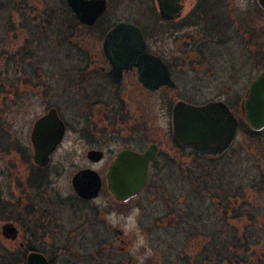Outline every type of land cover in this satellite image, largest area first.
I'll return each instance as SVG.
<instances>
[{
  "label": "flooded vegetation",
  "instance_id": "af4514ba",
  "mask_svg": "<svg viewBox=\"0 0 264 264\" xmlns=\"http://www.w3.org/2000/svg\"><path fill=\"white\" fill-rule=\"evenodd\" d=\"M6 1L7 3L5 2L3 5L4 14L7 11V19L3 21V38L6 39L7 33H10L15 42L20 45L15 52H5L4 56L7 62L14 64L19 76L22 78L26 75L30 76L31 88L39 89L38 95L41 100L45 101L47 109L46 112L34 119L31 126L29 133L31 147L28 150H30L32 162L29 164V172L24 180H19L17 183V189H19L17 200L11 202L0 198V209L17 210L19 214L21 211L34 214L32 219L21 225L25 228V235L22 239H20L21 229L15 223L5 221L4 217L2 219L5 221L4 224L11 223L15 226V238H6L0 228L3 239L16 243L14 250L26 251L25 262L30 252L42 253L44 251L42 248L44 244L39 238L48 237L54 208L50 197L46 194L47 188L51 185L47 169L51 163L52 154L60 146L67 131L72 130L93 145L85 153V157L91 165L100 164L105 160L107 153L102 149L105 142L122 141L123 145L110 159L104 179L96 169L89 166L77 170L95 171L100 178V189L97 196L84 199L77 196L72 188L73 202H78L85 207L88 204H93L99 197L104 184L106 190L111 194L112 200L114 199L119 207L130 205L135 198L142 194L160 193L158 198L162 200L163 208L166 210V221L163 228L174 230V228L180 227L189 233L188 236L195 237L196 240L200 238L201 249L206 246L208 251V264H264V247L262 246L264 206L249 208L247 212L246 200L242 196L246 190L242 185L232 186L225 180V175H217L216 170L213 169L209 184L200 189L207 195L208 201L205 206L196 203L193 197L189 198L190 201L182 200L181 191L179 194L174 191L171 195L168 184L158 179L159 175L157 174L166 165L169 154L177 153L182 149H190L194 155L208 162L222 159L234 150L233 144L236 135L240 128H243V124L246 125V122L242 111L243 99L239 104L242 117L239 119L233 104L228 100L219 99L193 104L190 101L177 98L178 84L174 75V67L164 52L155 49L153 39L165 41L167 36L175 37L177 40L191 44L194 49L199 51L210 45L219 46L230 41L251 44L258 41L259 36L256 27L253 28L250 25L249 15L238 6H234L232 4L234 0H179L180 8L175 16L166 19L160 15L157 2L153 0L156 5L155 10L151 11L152 16L144 25L141 19L129 17L112 20L114 15L109 17L107 12L113 8V4H110L109 0H105V11L93 24L88 25L75 16L64 0V9L68 14V18L65 20L68 23L66 33L72 37L74 28L78 27L81 33V45H79L78 51L67 53L69 57L65 60L72 59V63L69 64L72 67L39 69L36 66L32 67V60L35 58L36 46L39 45V43L37 45L38 29H43L45 26L42 25L39 28L37 5L35 3L27 4L24 0H14L13 3H10V0ZM188 2H190L189 8ZM149 3L147 0V5L143 6L146 12L149 11ZM255 4L264 11L259 0ZM49 11L51 13L47 15V23H50V19L53 21L54 17L53 9ZM13 17L15 19L12 20ZM119 23H129L139 28V36L124 26L113 30ZM65 60L59 58V65H65ZM43 71L45 75H49L45 80L40 79ZM24 81L28 83L26 78ZM3 86L5 85L3 84ZM152 96L161 108L170 110L171 129L167 133L166 144L160 142L156 137H151L152 133L145 130L146 123L142 121L143 118L134 115V103L138 101L143 106ZM238 99L239 97L236 100ZM178 101L193 105L222 101L228 106L237 120V126L230 145L221 154L216 157L201 156L190 147H179L176 144L173 137L172 111ZM61 106L68 108L70 115L71 108H73L71 117L64 114ZM52 108L56 110L57 116L64 124V134L58 146L49 154L48 164L40 166L34 162L31 131L34 122ZM136 122H143L141 123L142 129L139 131H136ZM151 145L155 146L154 156L158 164L149 160L148 174L143 188L136 196L127 200L116 199L108 189L106 173L110 163L123 149H130L142 154ZM165 145L168 147L165 148ZM90 150L100 151V159L96 161L90 159L88 157ZM2 151L0 146V153ZM10 153L14 157L17 154L24 160L26 156L29 157L27 151L22 148H14V150H10ZM174 167L177 170L181 164L178 165L175 160ZM183 171L184 169H181V172ZM13 177L14 175H9L10 179ZM159 183H162L163 188ZM93 184L94 182H91V185ZM24 200H26L25 203H23ZM63 204H68V202ZM91 209L92 211H89L97 216L99 205L95 204ZM188 211L194 215L191 220L186 217L189 215ZM181 215H185L186 219L181 218ZM187 227H192L194 233L189 232Z\"/></svg>",
  "mask_w": 264,
  "mask_h": 264
},
{
  "label": "rangeland",
  "instance_id": "374dc122",
  "mask_svg": "<svg viewBox=\"0 0 264 264\" xmlns=\"http://www.w3.org/2000/svg\"><path fill=\"white\" fill-rule=\"evenodd\" d=\"M24 1L27 4L37 5L39 28L42 25L45 26L43 29H38L37 45L38 43L39 45L36 46L32 67L36 66L39 69L72 67L69 65L72 59L65 60V58L69 57L67 53L78 51L81 45V33L80 29L75 27L73 36L67 35L68 23L65 20L68 14L64 9V0ZM109 1L113 4V8L107 12V16L114 15L112 20L129 17L141 19L144 25L150 20L151 11L156 7L153 0V6L149 0L150 8L147 12L143 7L147 5V0ZM5 2L7 3L6 0H0V146L3 150L0 153V198L15 202L19 195L17 183L19 180H24L29 172V164L32 162L31 153L28 150L31 147L29 133L32 123L47 109L45 101L38 95L39 89L31 88L30 76L26 75L23 78L19 76L14 64L7 62L4 56L5 52H15L20 45L15 42L10 33H7V40L3 38V21L7 19V11L5 14L3 11ZM13 2L14 0H10V3ZM256 2L257 0L232 1L234 6H238L249 15L250 25L253 28L256 27L259 40L251 44L230 41L224 45H210L199 51L196 48L195 50L191 44L177 40L175 37L167 36L165 41L153 39L155 49L164 52L174 67L178 84L177 98L193 104L219 99L228 100L233 104L239 119H242L239 104L249 82L259 72L253 66L251 59H254L253 54L257 48L260 49L257 50L259 52L264 49V11L258 8L259 5L256 6ZM189 7L190 2H188ZM51 9L54 11L53 21L50 19V23H47V15H50ZM59 58H64L65 65H59ZM10 63L11 65H8ZM73 63H75L74 60ZM44 73L43 71V75L40 76L41 80L49 77ZM25 78L28 83L24 81ZM3 84L5 86L2 87ZM154 97L152 96L143 106L136 100L137 102L133 105L134 115L143 118L142 121L146 123L145 130L152 133L151 137H156L166 144L167 133L171 129L170 110L161 108ZM238 97L239 99L236 100ZM61 108L65 115L71 117L73 108H71V115L68 108L62 106ZM141 123H135L136 131L142 129ZM253 132L243 124V128H240L236 135L234 150L215 162L198 158L190 149H182L177 153L171 152L166 165L157 172L158 179L168 184L171 195L174 191L177 194L181 191L182 200L190 201L189 198L193 197L196 203L206 206L207 195L200 189L209 184L210 175L215 169L216 174L225 175V180L232 186L244 187L246 192L242 193V196L246 200L247 212L252 207H263L264 128L259 132ZM105 143L102 148L107 153L105 160L100 164L91 165L85 153L93 145L69 130L60 146L52 154L51 163L47 169L51 185L47 188L46 194L50 197L54 208L48 237L39 238L44 244L43 255L50 264H186L196 260L199 257V251L202 250L199 245L201 239L196 240L195 237L188 236L189 233L180 227L174 230L163 228L166 210L163 208L162 200L158 198L160 193L142 194L130 205L119 207L114 199L112 200L104 184L99 197L93 204L85 207L78 202H73L71 197L74 193L70 184L72 175L78 169L89 166L96 169L104 179L110 159L123 146L122 141ZM167 147L165 145V148ZM14 148L25 149L29 157L27 158L26 153L25 160L17 154L14 157L10 153V150ZM175 160L178 165L181 164L177 170L174 167ZM181 169L184 171L181 172ZM9 175L14 177L10 179ZM159 184L162 186V183ZM156 191H158L157 188ZM64 202L68 204H63ZM95 204L99 205L97 216L89 211H92L91 208ZM3 214H6L4 217L9 218L5 221H11L21 229L20 239H22L25 228L21 225L32 219L34 214L22 211L19 214L17 210H4L1 216ZM187 214L189 215L186 217L190 220L194 216L191 211ZM181 216V218L184 217ZM5 221L0 219V228ZM191 228L187 227L192 233ZM262 243L264 247V235ZM15 244L3 239L0 234L1 246L14 251Z\"/></svg>",
  "mask_w": 264,
  "mask_h": 264
},
{
  "label": "water",
  "instance_id": "95a60500",
  "mask_svg": "<svg viewBox=\"0 0 264 264\" xmlns=\"http://www.w3.org/2000/svg\"><path fill=\"white\" fill-rule=\"evenodd\" d=\"M75 16L83 23L91 25L105 11V0H65ZM179 0H156L160 15L166 19L175 16L179 10ZM264 9V0H259ZM128 27L139 36V28L129 23L115 26ZM243 118L249 129L259 132L264 128V69L249 82L242 100ZM237 120L222 101L204 105H193L178 101L172 111L173 137L179 147H190L201 156L216 157L231 143ZM64 124L55 109L38 118L32 127L31 141L34 147V162L40 166L48 164L49 154L58 146L64 134ZM154 145L144 153L123 149L110 163L106 173L108 189L118 200L124 201L136 196L143 188L148 162L158 164L154 156ZM88 157L100 159L101 152L90 150ZM91 182H94L91 185ZM71 186L77 196L90 199L97 196L100 189L98 174L90 169H81L71 177ZM92 187V188H91ZM1 232L6 238H15L16 228L5 223ZM25 264H50L39 252H30Z\"/></svg>",
  "mask_w": 264,
  "mask_h": 264
},
{
  "label": "trees",
  "instance_id": "16d2710c",
  "mask_svg": "<svg viewBox=\"0 0 264 264\" xmlns=\"http://www.w3.org/2000/svg\"><path fill=\"white\" fill-rule=\"evenodd\" d=\"M257 50H260V49L257 48ZM257 50L253 54L254 59H251V62L254 64L253 66L256 69L261 71L262 69H264V49L261 50L260 52ZM253 133H256V132L254 131ZM2 212H4V210L0 209L1 219H3L4 217V216H1ZM4 220H9V218L4 217ZM25 256H26V251H17V250L11 251L0 245V264H25ZM198 256L199 257H197V259L194 260L192 263L186 262V264H208V251L206 249V246L202 250L199 251Z\"/></svg>",
  "mask_w": 264,
  "mask_h": 264
}]
</instances>
